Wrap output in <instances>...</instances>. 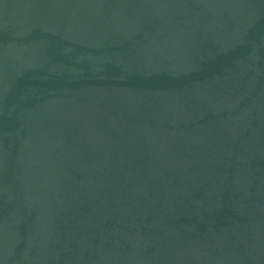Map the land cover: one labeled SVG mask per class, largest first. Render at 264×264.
<instances>
[{
	"label": "water",
	"instance_id": "obj_1",
	"mask_svg": "<svg viewBox=\"0 0 264 264\" xmlns=\"http://www.w3.org/2000/svg\"><path fill=\"white\" fill-rule=\"evenodd\" d=\"M0 264H264V0H0Z\"/></svg>",
	"mask_w": 264,
	"mask_h": 264
}]
</instances>
